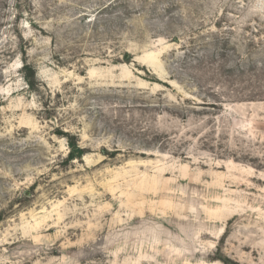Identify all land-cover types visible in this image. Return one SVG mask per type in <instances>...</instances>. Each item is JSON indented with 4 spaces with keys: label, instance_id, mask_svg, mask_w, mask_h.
I'll use <instances>...</instances> for the list:
<instances>
[{
    "label": "rangeland",
    "instance_id": "1",
    "mask_svg": "<svg viewBox=\"0 0 264 264\" xmlns=\"http://www.w3.org/2000/svg\"><path fill=\"white\" fill-rule=\"evenodd\" d=\"M0 264H264V0H0Z\"/></svg>",
    "mask_w": 264,
    "mask_h": 264
},
{
    "label": "trees",
    "instance_id": "2",
    "mask_svg": "<svg viewBox=\"0 0 264 264\" xmlns=\"http://www.w3.org/2000/svg\"><path fill=\"white\" fill-rule=\"evenodd\" d=\"M84 155V150L82 149H74L73 151L70 152L69 156H68V160H73L74 158H76V156L78 158H82V156Z\"/></svg>",
    "mask_w": 264,
    "mask_h": 264
}]
</instances>
